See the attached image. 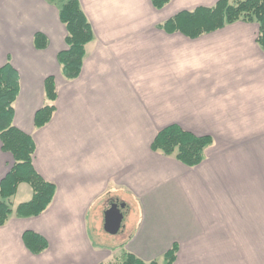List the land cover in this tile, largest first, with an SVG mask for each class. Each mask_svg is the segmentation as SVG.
<instances>
[{
	"label": "crops",
	"instance_id": "1",
	"mask_svg": "<svg viewBox=\"0 0 264 264\" xmlns=\"http://www.w3.org/2000/svg\"><path fill=\"white\" fill-rule=\"evenodd\" d=\"M79 1L94 38L80 75L68 79L57 58L67 34L57 0H0V66L10 60L20 77L14 123L33 135L34 165L56 184L43 212H14L0 225V264H106L125 249L162 261L174 243L172 264H264V200L240 202L259 181L264 195L259 24L236 20L190 37L158 24L218 0H170L161 8L152 0ZM36 32L48 37L45 48L35 46ZM48 75L56 80V109L36 127ZM171 122L196 133L230 131V204L218 193L229 185L220 183L229 159L212 151L215 135L194 166L151 147ZM13 162L0 139V180ZM122 191L139 196L141 219L106 250L92 240L86 212L107 193L129 209ZM32 193L20 183L13 207ZM27 229L45 236L48 246L31 251L23 240Z\"/></svg>",
	"mask_w": 264,
	"mask_h": 264
},
{
	"label": "trees",
	"instance_id": "2",
	"mask_svg": "<svg viewBox=\"0 0 264 264\" xmlns=\"http://www.w3.org/2000/svg\"><path fill=\"white\" fill-rule=\"evenodd\" d=\"M169 1L152 0V3L161 8ZM59 17L66 26L67 34L66 47L58 52L57 58L63 76L71 79L81 73L86 45L94 38V31L79 0L62 1L59 4ZM236 20L254 21L259 24L258 43L264 50V0H218L211 6L182 10L158 26L168 32L181 31L190 37H196ZM34 44L37 48H45L48 45V37L42 32H36ZM19 89V73L8 60L0 66V139L3 149L12 153L14 162L0 180V225L5 224L14 212L18 216L40 214L49 206L56 191V184L44 178L34 165L36 145L33 135L14 123V103ZM44 89L46 101L35 113L36 127L45 125L56 109L58 91L54 75L45 78ZM214 141L211 133H196L178 122H171L156 132L151 147L174 156L188 166H194L206 158L207 147ZM22 182H27L32 187V197L14 208L11 198ZM23 240L35 253L48 246L45 236L31 229L24 231ZM177 251L178 244L174 243L163 255L162 261L157 258L146 261L125 249L119 264H172Z\"/></svg>",
	"mask_w": 264,
	"mask_h": 264
},
{
	"label": "rangeland",
	"instance_id": "3",
	"mask_svg": "<svg viewBox=\"0 0 264 264\" xmlns=\"http://www.w3.org/2000/svg\"><path fill=\"white\" fill-rule=\"evenodd\" d=\"M62 1L64 0H57L58 4H60ZM173 118L176 117H172V119ZM226 123H230V121ZM192 126L194 128H199V129L205 128L203 124H194ZM203 133H208V132H203ZM214 135L217 138V144L216 146H213L214 148L211 147L212 151L216 153V156L225 154L229 159L226 162L227 167L225 170V177L223 178L224 181H220V183H222L223 185L225 184L227 185L229 184V185L228 187H223V189L219 190L218 193L222 201H224L227 204H230V150L231 152H234V150L231 149L232 146L230 144L232 143V141H230V131L214 132ZM208 149L209 148L207 147V150ZM224 165L225 164H222L220 165V167L223 168ZM259 183L253 186V190L251 192L248 191V194L245 197L246 198L245 201L241 199L240 202H253V203L262 202L264 200V195L259 196L261 192L259 188L262 187V185H260ZM123 191H122L123 196L129 202L130 208L124 209L125 217L123 221V226L118 233H110L106 231L104 228V213L106 208H108L112 202L111 201L112 197L110 193H107L106 195H102L97 199H95L91 203V206L89 207V211L86 212L87 227L92 240L95 242V244L100 245L103 249L106 250L118 244L121 240L122 235L124 236L127 235L126 233L131 231V228L136 227L141 219L140 218L141 207L139 202V196L134 192L132 193L131 191L130 192H123ZM120 256H121L120 253H117L116 255H114L113 258L111 257L112 259L109 261V263L107 262L106 264H119Z\"/></svg>",
	"mask_w": 264,
	"mask_h": 264
},
{
	"label": "water",
	"instance_id": "4",
	"mask_svg": "<svg viewBox=\"0 0 264 264\" xmlns=\"http://www.w3.org/2000/svg\"><path fill=\"white\" fill-rule=\"evenodd\" d=\"M126 206V202L113 201L104 213V228L110 233H118L124 220V212L122 208Z\"/></svg>",
	"mask_w": 264,
	"mask_h": 264
},
{
	"label": "flooded vegetation",
	"instance_id": "5",
	"mask_svg": "<svg viewBox=\"0 0 264 264\" xmlns=\"http://www.w3.org/2000/svg\"><path fill=\"white\" fill-rule=\"evenodd\" d=\"M125 208V207H124ZM124 208H123V211H124Z\"/></svg>",
	"mask_w": 264,
	"mask_h": 264
}]
</instances>
